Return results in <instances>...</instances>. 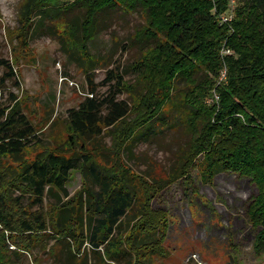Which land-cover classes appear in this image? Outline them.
I'll return each mask as SVG.
<instances>
[{
  "label": "trees",
  "instance_id": "16d2710c",
  "mask_svg": "<svg viewBox=\"0 0 264 264\" xmlns=\"http://www.w3.org/2000/svg\"><path fill=\"white\" fill-rule=\"evenodd\" d=\"M77 7L84 10L81 22L62 15ZM118 9L141 11L145 20L136 36L149 44L132 65L136 84L128 86L111 71L118 93L101 99L89 75L90 93L69 111L68 150L27 159L26 150L38 143L36 127L15 98L0 110V264L34 257L38 249L51 264H145L141 254L158 253L168 230V212L153 210V202L178 181L191 182V171L207 184L221 173L250 179L258 195L249 220L258 231L255 250L264 253V0H239L226 22L229 0H29L25 36L41 29L35 18L50 20L48 34L58 33L81 51L90 74L105 62L89 48L99 18ZM224 49L232 54L223 55ZM1 63L2 81L17 82L14 65ZM179 81L187 91L178 89ZM129 89L136 92L133 102L119 100ZM177 125L188 129L191 141L172 173L149 181L133 174L123 154L149 132ZM107 134L114 140L112 166L89 150ZM4 157L19 165L12 177ZM74 171L86 183L67 200ZM47 199L55 201L50 210ZM33 260L42 264L37 256Z\"/></svg>",
  "mask_w": 264,
  "mask_h": 264
},
{
  "label": "rangeland",
  "instance_id": "374dc122",
  "mask_svg": "<svg viewBox=\"0 0 264 264\" xmlns=\"http://www.w3.org/2000/svg\"><path fill=\"white\" fill-rule=\"evenodd\" d=\"M38 2V0H36ZM29 0H0V110L17 105L37 129L38 143L26 150L27 159L41 151L69 148V111L76 109L90 93L89 75L97 86L96 96L104 99L118 93L116 81L110 73L122 75L130 85L136 84L133 63L149 44L138 40L137 33L145 23L141 11L126 13L122 9L108 11L99 18L97 36L90 42V52L105 60L88 74V63L81 51L70 41L49 35L54 27L50 20L35 18L41 29L32 38L25 36L26 24L23 11ZM239 4L231 5L232 11ZM69 21L81 22L84 10L77 7L63 13ZM231 16V15H230ZM233 16V14H232ZM2 61L14 65L17 82L6 77ZM204 75H199L202 78ZM180 91H187L184 81L178 82ZM136 92L131 89L118 94L119 100L133 102ZM191 136L185 126L149 132L137 140L124 162L133 174L141 178H166L178 166L180 153L190 144ZM91 152L97 153L102 164L115 162L114 140L109 134L91 142ZM2 164L10 170L11 177L19 165L10 157ZM192 181L180 180L163 190L153 202V210L168 212V230L165 241L156 252L142 253L145 264H264V253L255 250L257 230L249 220L248 210L258 195L257 187L248 178L235 174H219L213 183H203L197 171H191ZM85 177L72 172L68 182L69 197L74 199L83 189ZM53 199H47L50 210ZM151 239H148L150 241ZM155 241H159L156 235ZM14 249V247H11ZM42 264L52 259L39 249L34 257ZM33 255L15 259V264H36ZM141 259V258H139Z\"/></svg>",
  "mask_w": 264,
  "mask_h": 264
},
{
  "label": "built area",
  "instance_id": "2783aa9c",
  "mask_svg": "<svg viewBox=\"0 0 264 264\" xmlns=\"http://www.w3.org/2000/svg\"><path fill=\"white\" fill-rule=\"evenodd\" d=\"M229 2H230L231 5H234V4L236 3V0H229ZM229 20H231V16H230V15H225V16L223 17V21H224V22L229 21ZM222 54H223V55H231V54H232V51L229 50V49H224V50L222 51ZM225 80H226V71L223 72V75H222V77H221V81H225ZM216 99L218 100V96L216 97Z\"/></svg>",
  "mask_w": 264,
  "mask_h": 264
}]
</instances>
